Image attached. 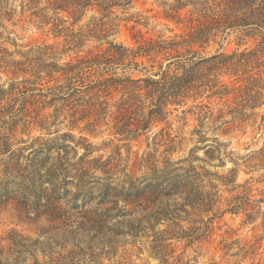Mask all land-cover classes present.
Segmentation results:
<instances>
[{"label":"trees","instance_id":"16d2710c","mask_svg":"<svg viewBox=\"0 0 264 264\" xmlns=\"http://www.w3.org/2000/svg\"><path fill=\"white\" fill-rule=\"evenodd\" d=\"M133 2L21 0L22 17L49 26L72 47H82L88 38L106 40V46L65 62L52 46L16 52L0 47V67L11 73L9 82L0 85V218L11 206L21 222L44 221L39 238L66 242L61 246L63 264H113L104 260L118 252L120 242L134 244L143 238L150 240V253L161 263L195 264L183 258L185 252L177 253L179 246L183 242L188 248L209 238L218 216L240 211L248 219L264 216V197L251 198L250 182L239 183L235 167L218 175L170 156L160 161L156 153L161 142L169 151L179 136L166 127L155 130L168 122L171 110L190 102L198 109V120H211L205 96L222 98L234 92L239 98V105L230 110L234 119L247 107L264 103V82L253 73L264 63V0H168L165 17L178 27L171 28L172 35L140 39L137 31L136 47L107 40L112 28L106 19L115 25L119 12L126 13ZM89 12L100 13L99 21L81 25ZM16 15L9 0H0V36L10 33L6 22L12 23ZM233 35L237 47L228 50L225 42ZM213 42L219 47L208 53ZM144 58L152 62L150 69ZM160 58L168 63H159ZM156 62L158 70L152 72ZM128 69L142 74H128ZM246 76L249 83L232 87L225 80L241 82ZM57 122L68 131L32 137L27 154L24 147L16 148L19 130L50 135ZM224 123L213 129L217 136L232 128L229 121ZM88 134L110 137L98 146ZM192 134L202 144L195 146L196 152L204 149L209 160L226 147L218 138L216 145L208 144L199 128ZM144 136L162 139L153 151L132 158V142ZM247 157L244 163H264V145ZM224 191L237 193L224 202ZM6 239L8 245L0 243V264H27L26 253L35 259L33 264H47L33 252L41 240H35L31 250L33 244L15 229ZM245 248L244 258L256 252L253 245Z\"/></svg>","mask_w":264,"mask_h":264},{"label":"rangeland","instance_id":"374dc122","mask_svg":"<svg viewBox=\"0 0 264 264\" xmlns=\"http://www.w3.org/2000/svg\"><path fill=\"white\" fill-rule=\"evenodd\" d=\"M9 1L17 9V15L12 23L6 22L7 30L10 33L4 32L0 36V47L16 52L20 50L27 51L39 45L52 46L61 52L59 55L61 62H65L76 58L78 55H85L90 50H99L106 46V40L98 41L97 39L88 38L82 47H74V45L72 47L65 41L63 35L53 32L49 26H41L36 22L30 21L28 16L22 17L20 15L21 0ZM165 1L168 2V0H134L132 6L126 13L119 12V20L115 21V25L106 19L109 23V28H112L107 40H115L136 47L137 43L134 34L137 31L141 32L139 35L140 39L151 36L157 37L158 35H164L165 37L172 35L171 28L178 30V27L174 22L165 17V11L168 10V6H164ZM100 16V13L89 12L80 24L87 25L90 22L99 21L98 18ZM138 18L141 20L139 23L136 22ZM133 26H135V29H133ZM217 47L219 45L213 42L206 50L208 53L214 52ZM225 47L228 50L237 47V40H235L234 35L228 38L225 42ZM143 61H146L148 69H150L152 62H148L145 58ZM160 62L164 63V66L168 63L163 58L159 59ZM159 63H155L156 65L152 72L158 70ZM118 71L122 72L121 69H118ZM127 73L136 76L142 74L139 70L134 69H128ZM253 73H258L264 82V63L260 68L255 69ZM10 78L11 73L6 72L4 68L0 67V85L9 82ZM225 80L230 87L233 84L249 83L247 76L241 82H238V79H234V77H226ZM209 93L211 92L207 94ZM203 100L212 107L213 118L211 120L208 118H205L202 122L198 120V109L191 108L192 102L188 106L178 107L177 109H174L171 105L168 106V109H174L171 110L168 116V122H164L155 128V130L159 131L162 127H166V130H169L172 136L178 135L179 139L178 145L169 151L166 150L167 147L164 141L161 142L158 148L159 151L156 153L160 161L164 160L166 156H170L174 161H183L184 165L192 163L197 166H204L218 175L228 174L235 167L237 169V181L239 183L250 182L252 188L251 198L259 199L264 197V163L257 164L259 161L255 160L251 163L250 160L248 163H244V160L248 158V154L253 153L264 145V103L255 108L247 107L244 110V115L236 113L234 114L236 116L234 119L230 110L239 105V98H235L234 92L222 98L219 95L211 97L205 96ZM247 104L251 103L248 102ZM213 119L216 121L212 122ZM224 121H229L232 128H230L227 134H218L217 136V131L213 129L227 125ZM195 128H199L205 132L209 138V141H207L208 144L216 145L214 141L216 138L221 143L226 144V147L222 149L219 156L213 160H209L205 156L204 149H199L196 152L195 146H201L202 144L197 143L198 135L192 134ZM56 130H60L59 134H61L68 131V127L64 123L57 122L54 126L50 127V135H47V131L42 133L37 129H33L31 134L19 130L16 138L19 143L16 148L24 147V153L27 154L30 151L28 146L31 145L32 137L40 134L45 137H55L59 135L56 133ZM74 134L78 137L80 132L75 130ZM88 136L90 137V141L98 146L104 139L110 137L107 134L102 136L88 134ZM160 139L162 138L154 140L150 137L147 140L144 136L140 141L132 142V158L137 154L141 155L145 151H153L156 147L155 143L159 142ZM180 139H182L181 142H179ZM115 142L118 143V141ZM148 144L150 145L148 146ZM126 149L125 147L124 154H127ZM83 150L84 148H79L80 152H83ZM196 155L200 159H197ZM233 160L239 161L241 165L236 166ZM221 188L224 187L222 186ZM235 193L237 191L232 194L224 191L222 200L225 202L226 198L232 197ZM43 224L44 221L38 223L19 221L14 209L10 206L3 211L0 218V243L8 245L9 243L6 238L9 232L15 229L27 238L25 240L27 244H33L31 250L34 249L35 240L38 239L43 242L41 244L37 243L33 251L41 262L47 264H63L65 259L63 258L64 251L62 247L66 242L54 236L39 238L38 235ZM159 228L162 229L163 226ZM150 245L151 242L147 238L138 239L134 244L128 242V240L122 241L118 245V252L110 256L109 259L111 261L106 257L104 262H111L113 264H163L150 253ZM183 245L182 242L177 253L185 252L183 258L185 260L190 259L195 264H258L259 262L260 264H264V216L261 215L254 217V219H248L247 215L242 211L239 213L225 212L216 218L215 228L209 238L203 240L201 244H195L188 248H184ZM252 245L256 247V252L254 254L249 253L244 258V252L241 251V248L246 247L245 249H250ZM49 254L56 256L58 260L55 263L49 260L48 256H46ZM26 258L27 264L34 263L35 259L29 253H26Z\"/></svg>","mask_w":264,"mask_h":264}]
</instances>
